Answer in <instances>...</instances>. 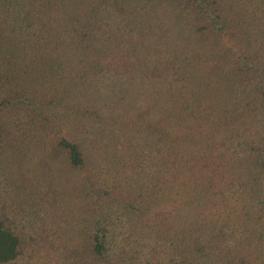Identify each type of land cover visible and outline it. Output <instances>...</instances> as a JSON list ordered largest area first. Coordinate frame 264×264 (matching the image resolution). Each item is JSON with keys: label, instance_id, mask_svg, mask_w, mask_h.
<instances>
[{"label": "trees", "instance_id": "1", "mask_svg": "<svg viewBox=\"0 0 264 264\" xmlns=\"http://www.w3.org/2000/svg\"><path fill=\"white\" fill-rule=\"evenodd\" d=\"M0 264H264V0H0Z\"/></svg>", "mask_w": 264, "mask_h": 264}]
</instances>
